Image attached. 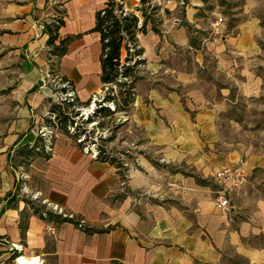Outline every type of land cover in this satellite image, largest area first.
Wrapping results in <instances>:
<instances>
[{
	"label": "crops",
	"instance_id": "0c3cea01",
	"mask_svg": "<svg viewBox=\"0 0 264 264\" xmlns=\"http://www.w3.org/2000/svg\"><path fill=\"white\" fill-rule=\"evenodd\" d=\"M106 1L0 0V46L9 51L19 77L11 92L14 119L7 132L2 126L0 133V264H17L18 256L34 260L21 259L20 264H220L222 249L230 247L249 264H264V242L258 247L249 243L250 238L264 237V201L244 212L246 220L225 223L214 206L215 191L211 196L203 192L205 176H182L178 169L171 170L162 161L154 166L141 155L136 167L131 161L122 164V172L114 163L93 159L82 143L63 135L51 141L50 152L43 153L48 134L40 133L36 124L56 99L57 82L71 86L81 113L102 97L100 36L93 29L96 13ZM185 19L196 26L192 12ZM55 20L63 22L55 44L70 40L58 59L50 55L47 44L46 27ZM237 29V38L245 41L262 31L258 22ZM146 30L137 48L140 56L144 54L143 62L152 60L154 71L174 48L163 42L165 36ZM175 32L179 35L175 43L188 48L186 31L180 27ZM222 39L221 47L236 40L230 35ZM223 56L218 55L222 71ZM196 57L201 63V55ZM200 67L198 62L189 71L171 69L167 84L148 78L137 86L135 82L131 112L125 113L124 123L144 129L146 137L150 132L154 149L166 164L204 168L215 184L216 170L239 160L234 162L230 154L228 160L216 162L202 154L198 135L208 144L213 141V119L223 110V102L213 98L216 87L201 79ZM164 120L180 124L182 136L173 139L162 125ZM139 147L144 149L143 143ZM25 150L35 152L34 157L27 161ZM250 168L264 171V158L244 163V171ZM150 185L155 187L151 198L156 203L131 198L129 191L146 195ZM181 185L192 199L183 212L175 202ZM226 228L240 229L227 232ZM11 244L21 245L22 252L12 250Z\"/></svg>",
	"mask_w": 264,
	"mask_h": 264
},
{
	"label": "rangeland",
	"instance_id": "374dc122",
	"mask_svg": "<svg viewBox=\"0 0 264 264\" xmlns=\"http://www.w3.org/2000/svg\"><path fill=\"white\" fill-rule=\"evenodd\" d=\"M114 1L117 4H122L125 13H132L139 19L138 27L144 21L143 14L149 21L147 29H150V22H158V19L161 18L158 35L165 36L166 40L163 42H167L168 48L170 49L172 46L174 50L171 49L172 53L156 63L160 64V67H154L156 69L151 71L152 60L146 59L145 62H140L145 58L144 54L136 56L137 47L141 46L142 33L139 32L136 36L137 45L134 49L130 42H124L121 48V64H128L130 67H134L133 65L136 64L137 67L127 79L120 80V82L126 83V86H120L117 83L106 85L102 97L94 105L93 111L91 110L88 116H83L78 111V105L68 106L57 94L59 92L57 86L62 83L59 81L55 85L56 99L43 110L39 122L36 124L37 130L40 133H47L53 142L60 135L69 137L75 143H78L79 139H83L81 146H86L88 150H91L90 154L98 151L97 159L116 164L121 167L122 172L125 171L122 164L131 161L135 166L136 160L141 155L154 166L162 161V164L167 165L171 170L178 169L182 176L184 174L200 178L205 176L206 189L204 188L203 192L205 195L211 196V192L217 190L211 173L207 170L205 175L204 168H191L185 163L170 162L166 164L157 155L154 149L156 144H152L153 139L150 132L146 137L144 129L132 124L125 125L124 117L128 116L125 113L130 114L132 107L130 103L123 106V100L130 93L128 86L131 81L137 82L136 86L147 78L155 80L154 82L162 79L161 81L167 84L172 79L171 69L189 71L194 66H198L199 62L200 69L203 71L200 75L201 79L207 82L211 81L216 87V91H213V98L223 102V110L213 119V141L208 144L205 142L204 136L198 135L202 154H206L210 160L216 162L228 160L226 158L232 154L234 162L239 160L237 163L243 167L244 163L250 162L252 158H264V0H151L149 4L145 5H141L140 0ZM115 11V14L119 16L120 12L117 7ZM191 12L197 19L196 26L191 25L185 19L186 16H190ZM218 18H222V26L218 34H214L211 31L210 23ZM247 22H258L262 31L257 33L253 39L245 41L237 38V27ZM180 27L186 31L190 49L175 43L179 39V35L175 31ZM226 35H230L236 40L228 45L224 43V47H221L219 43L223 42L222 37ZM128 49H130L129 53ZM221 53L224 54L222 58L223 71L218 58ZM197 54L201 55V63L200 59L196 61ZM8 55L9 51L0 46V133L2 126L7 132L8 126L14 119L16 104L12 100L11 92L19 82L17 67L11 63L13 58ZM176 91L184 93L179 88ZM108 97H114L116 101H105ZM182 101L185 104L184 97H182ZM89 107L88 105L84 109ZM100 107L107 108L110 114L105 116L104 113H100L94 116ZM186 108L190 111L188 106ZM193 123L198 125V122ZM162 125L166 131L170 130L173 139L177 140V135L181 134L180 124L164 120ZM192 128L198 129L197 126L196 128L192 126ZM181 140L179 139V142ZM38 141L41 145L42 138H39ZM141 143H143L144 149H140ZM133 146L135 147L132 149ZM43 153L46 154L45 146ZM34 154L35 152L27 150L22 152L27 161L33 158ZM230 162L232 161L230 160ZM169 176L170 172L165 173L166 178ZM152 178L155 179V175ZM184 187L180 186L181 192L176 194L179 197H177L178 201H175L181 212L188 210L189 201L192 200L188 193H184ZM165 188L168 186L165 185ZM153 190L155 187L150 185L146 195L140 191H129V194L132 199L147 198L146 203H156V200L151 198ZM121 195L124 196L125 191ZM232 196L230 212L227 215L219 214L225 223L235 224L246 220L245 211L256 208L259 201H264V171L258 168H250L245 171V181L241 189L232 193ZM234 206L236 213H232ZM239 229L226 228L227 232ZM250 240L249 243L258 247L264 242V237L260 235L250 238ZM221 253L220 264H249L246 259L236 254L233 247L222 249Z\"/></svg>",
	"mask_w": 264,
	"mask_h": 264
},
{
	"label": "trees",
	"instance_id": "16d2710c",
	"mask_svg": "<svg viewBox=\"0 0 264 264\" xmlns=\"http://www.w3.org/2000/svg\"><path fill=\"white\" fill-rule=\"evenodd\" d=\"M151 0H140L141 5L149 4ZM120 12L119 16L115 14V8ZM155 8V7H153ZM144 21L142 25L138 27L139 19L132 13H125L123 10L122 4H117L114 0H107L103 9L98 11L95 16V27L94 32H97L100 36L101 44V82L104 85H114L119 84L120 86H126V83L120 82L121 79H127L130 74L137 67L134 64V67H130L128 64H121V48L123 43L130 42L133 45L132 49L136 47L137 34L140 32L146 34V27L149 23L148 18L143 14ZM161 23V19H158V22H150V31L158 33V26ZM63 24L61 20H55V22L46 27V30L49 34L47 41L48 46L51 48L50 55L53 57L61 58L67 50V44L69 39H63L59 41V44L56 45L55 42L58 40V29ZM130 49H128L129 53ZM136 56L141 54V50H136ZM131 59V58H129ZM143 62V60H140ZM127 63V61H126ZM54 72V69H51ZM51 72V73H53ZM61 81H64L61 79ZM135 81H131L128 89L130 93L123 100V106L131 104L134 100L133 88ZM64 91V90H63ZM105 101H116L114 97H108ZM68 106H73V104L66 102ZM100 113H104L105 116L110 114V111L107 108L100 107L94 114L97 116ZM93 116V117H94ZM93 119V118H92Z\"/></svg>",
	"mask_w": 264,
	"mask_h": 264
},
{
	"label": "built area",
	"instance_id": "2783aa9c",
	"mask_svg": "<svg viewBox=\"0 0 264 264\" xmlns=\"http://www.w3.org/2000/svg\"><path fill=\"white\" fill-rule=\"evenodd\" d=\"M221 26H222V18H218L210 23L211 31L214 34H218ZM49 77L50 76H48V78ZM57 87L59 88V92L57 94L62 98V100L64 102L71 103L74 106L75 103L74 91L71 88V86L67 82H62ZM92 104H96V103H94L93 101L89 106H92ZM83 141H84L83 139L82 140L79 139L78 143H83ZM51 150H52V142L48 137V139L45 141V151L50 152ZM84 150L86 152L89 151L86 146L84 147ZM91 155L93 159H97L98 151L91 153ZM214 180L217 186V190L214 192V206L218 211H220L224 215H227L230 212V208H231L230 199L232 193L240 190L245 181V171L243 169V166L241 164H237L234 166H222L221 168L216 170L214 174ZM60 215H62L61 212ZM10 247L12 250L18 253L22 252L21 245L11 244ZM21 257L22 256L16 257L15 262L17 264H19V259Z\"/></svg>",
	"mask_w": 264,
	"mask_h": 264
},
{
	"label": "bare ground",
	"instance_id": "6f19581e",
	"mask_svg": "<svg viewBox=\"0 0 264 264\" xmlns=\"http://www.w3.org/2000/svg\"><path fill=\"white\" fill-rule=\"evenodd\" d=\"M94 105H95V104H94ZM94 105L92 104V106H90L89 108L82 110V114H83V116H88V114L90 113V111L94 108ZM83 112H84V113H83ZM21 259L28 260V261H31V262L34 261V260L25 259V258H20L19 261H20ZM19 264H20V263H19Z\"/></svg>",
	"mask_w": 264,
	"mask_h": 264
}]
</instances>
